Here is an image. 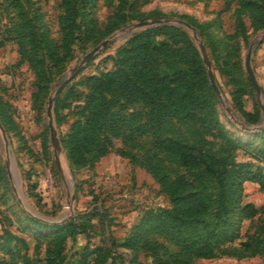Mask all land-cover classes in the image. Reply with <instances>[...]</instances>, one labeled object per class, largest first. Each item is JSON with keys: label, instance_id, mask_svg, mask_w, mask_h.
<instances>
[{"label": "rangeland", "instance_id": "rangeland-1", "mask_svg": "<svg viewBox=\"0 0 264 264\" xmlns=\"http://www.w3.org/2000/svg\"><path fill=\"white\" fill-rule=\"evenodd\" d=\"M92 9V28L70 32L61 21L62 0H0L1 264H264V188L253 180L243 182L240 201L255 212L209 213L215 226L197 244L152 225L126 242L147 213L171 207L169 181L177 189L182 181L222 190L237 163L264 168V0H94ZM23 17L26 27L18 25ZM153 18L162 21L134 25ZM159 25L177 26L193 41L208 85H192L210 95L211 113L171 112L159 134L105 126L73 159L67 139L87 117L91 76L113 68L133 33ZM250 45L259 91L243 64ZM164 60L162 71L185 67L179 56ZM237 95L254 118L238 110ZM161 97L175 103L167 90ZM137 104L126 111L145 108ZM72 219L83 230L71 229Z\"/></svg>", "mask_w": 264, "mask_h": 264}, {"label": "trees", "instance_id": "trees-1", "mask_svg": "<svg viewBox=\"0 0 264 264\" xmlns=\"http://www.w3.org/2000/svg\"><path fill=\"white\" fill-rule=\"evenodd\" d=\"M62 7L61 21L70 32L75 29L89 31L92 28L94 0H62ZM17 9H21L20 4ZM18 12L24 14L22 11ZM20 20L22 21H19L18 25H28L24 17ZM156 34H162L164 37L156 39ZM18 35L27 36L23 33ZM172 56H179L185 67L176 68L172 72L162 71L164 59ZM113 64L112 69L91 76L87 117L78 129L71 131L67 139L68 152L73 159L80 157L86 144L96 141V132L105 126H123L138 132L152 131L159 134L164 116L171 112L179 110L190 116L195 109H201L207 114L211 113V108L207 107L210 95L205 92L199 95L192 85L193 81L208 85L204 67L193 41L181 28L159 25L155 31L145 28L133 33L116 51ZM165 90L167 93L171 92L174 104H167V101L162 99ZM235 100L238 110L244 116L255 117V112L243 108L238 95ZM137 103H141L145 108L142 111L135 108L126 111L128 105L137 106ZM197 104L202 108H198ZM245 180L256 181L264 188V168L251 167L245 162L237 163L229 171L222 190L209 191L206 184L200 187H185L182 181L181 188L177 189L176 186L171 187L176 180L169 181L171 207L147 213L126 242L138 239L142 227L152 225L153 229L160 230L163 234H185L186 240L197 244L201 241V234L215 226L214 220L209 218V213L242 215L255 212L254 207L241 204L240 201ZM77 224L80 225L73 219L67 222L71 229L83 230ZM212 236L215 234L212 233ZM182 241L184 237L183 240H178L179 243Z\"/></svg>", "mask_w": 264, "mask_h": 264}, {"label": "water", "instance_id": "water-1", "mask_svg": "<svg viewBox=\"0 0 264 264\" xmlns=\"http://www.w3.org/2000/svg\"><path fill=\"white\" fill-rule=\"evenodd\" d=\"M162 19L161 18H153V19H145V20H140L136 23H134L136 28H140V27H145V26H149L155 23H159L161 22ZM187 27H190L189 24H186ZM108 42V38L103 39L100 44L95 45L90 51H88L87 53H85L84 55V59H88L90 57H92V55L100 48V46L105 45ZM200 45V49L202 52V55L204 57V63L206 65V70H207V75H208V79L210 81V84L212 86V88L214 89V91L216 93H219V89L217 86V83L215 81V77L214 74L210 68V62L208 60V58L206 57V52H205V48L202 42H199ZM252 50L253 47L252 45H250L244 55V59H243V64H244V68L245 71L247 73L248 79L251 83V85L257 90H260V87L258 85L257 79L255 77V73L252 69L251 66V54H252ZM68 79V76L63 77L62 81L60 82V84L57 86L56 88V93L60 90V88L65 84L66 80ZM46 114L48 116V127H49V131H50V139L55 142V130H54V126H53V121H52V100L48 101V105L46 107Z\"/></svg>", "mask_w": 264, "mask_h": 264}]
</instances>
